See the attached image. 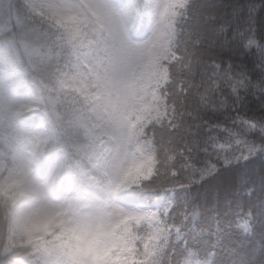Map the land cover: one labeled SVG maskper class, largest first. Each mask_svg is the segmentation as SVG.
<instances>
[{
	"label": "snow or ice",
	"instance_id": "snow-or-ice-1",
	"mask_svg": "<svg viewBox=\"0 0 264 264\" xmlns=\"http://www.w3.org/2000/svg\"><path fill=\"white\" fill-rule=\"evenodd\" d=\"M0 264H264V0H0Z\"/></svg>",
	"mask_w": 264,
	"mask_h": 264
}]
</instances>
